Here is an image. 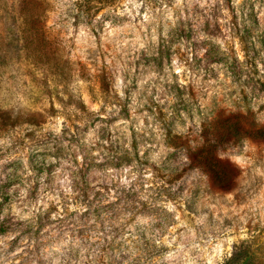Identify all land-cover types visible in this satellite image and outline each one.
I'll return each mask as SVG.
<instances>
[{"label":"rangeland","instance_id":"obj_1","mask_svg":"<svg viewBox=\"0 0 264 264\" xmlns=\"http://www.w3.org/2000/svg\"><path fill=\"white\" fill-rule=\"evenodd\" d=\"M74 1L0 0V264H264V141L229 191L184 167L212 116L264 126V0Z\"/></svg>","mask_w":264,"mask_h":264},{"label":"trees","instance_id":"obj_2","mask_svg":"<svg viewBox=\"0 0 264 264\" xmlns=\"http://www.w3.org/2000/svg\"><path fill=\"white\" fill-rule=\"evenodd\" d=\"M91 3L100 4L99 7H101L105 3H109V0H75L73 5L76 21L80 17L92 15ZM31 20L34 19L31 18ZM237 39L245 55L247 66L255 69L258 62L255 59L257 52L254 42L247 40L240 34V31L237 34ZM257 84L260 92L264 94V80L257 81ZM246 139L264 141V126L249 122V119L242 114L226 117L220 114L212 116L201 125L199 142L194 146L185 145L187 152L185 170L200 172L207 177L209 183L215 188L221 191H229L233 185L234 175L219 154ZM81 160L80 164L77 161L75 163L77 164L78 176L83 179V175L92 168V164L87 160V156H82Z\"/></svg>","mask_w":264,"mask_h":264}]
</instances>
